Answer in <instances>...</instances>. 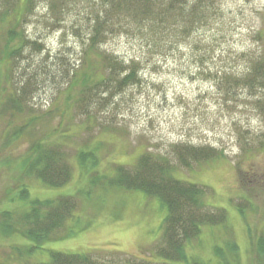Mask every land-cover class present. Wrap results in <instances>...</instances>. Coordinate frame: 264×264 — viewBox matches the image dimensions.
Here are the masks:
<instances>
[{
  "label": "rangeland",
  "instance_id": "1",
  "mask_svg": "<svg viewBox=\"0 0 264 264\" xmlns=\"http://www.w3.org/2000/svg\"><path fill=\"white\" fill-rule=\"evenodd\" d=\"M175 1V10L143 13L119 5L103 12L111 0H30L26 8L25 1L0 0V19L20 6L23 12L15 24L0 20V213L16 215L34 200L74 196L77 209L66 229L84 228L37 248L23 239L20 226L0 230V264L45 263L53 251L91 248L155 258L167 212L159 200L122 187L104 190L101 180L89 196L98 204L80 201L89 174L78 171L75 154L89 140L110 156L91 173L113 179L116 165L130 166L139 152L165 155L176 178L206 189L205 209L227 215L225 227L203 225L179 264H264V242L257 245L264 239V0ZM106 14L98 47L137 79L109 97L97 94L93 100L103 97L106 106L95 105L97 122L87 126L72 110L67 75L87 47L92 21ZM12 25L26 43L8 65L2 47ZM32 116L37 120L23 128ZM63 120L64 137L53 132ZM14 129L21 130L13 138ZM50 135L74 175L58 188L26 170L34 141ZM183 146L205 149L209 160L180 166L176 148ZM4 223L0 214L6 230Z\"/></svg>",
  "mask_w": 264,
  "mask_h": 264
},
{
  "label": "trees",
  "instance_id": "2",
  "mask_svg": "<svg viewBox=\"0 0 264 264\" xmlns=\"http://www.w3.org/2000/svg\"><path fill=\"white\" fill-rule=\"evenodd\" d=\"M18 1L19 4L25 1V8L30 2V0H17V3ZM161 2L162 0H111L110 4L103 9V12H111L119 5L120 7H130L128 9L130 11L140 10L143 13H147L152 7H156L159 10L158 12L161 10L166 13L175 10L178 5L177 1L169 0L167 6L166 4L158 6ZM21 9L20 6L17 10L6 11L2 14L1 22H7L8 25L15 24L19 20V16L21 17V14H23ZM8 17L10 19L6 21ZM104 19H107V14L102 19L97 17L92 21L87 47L83 50L79 63H76L71 73L69 71L70 74L67 75L69 81L66 90L71 89L73 93L72 106L69 105V107L71 106L73 111L75 109L79 110L84 115L86 122H88L87 126L97 122L96 117L91 112L95 105L100 104V109L106 106L102 103L104 99L101 98L103 97L93 100L97 94H105L109 97V95L118 93L123 88L133 84L134 80L137 79L133 71L131 73L127 71L128 69L122 60L106 54L98 47L102 42L101 36L105 34L104 28L109 24ZM14 30L15 25L9 27L8 40L4 42L2 47V53L8 65L10 58L21 51L26 43L23 34ZM11 41L17 42L9 48L8 45ZM7 48L9 49L7 50ZM9 97L10 99L14 98L11 93ZM65 99L68 103L69 98L67 95ZM72 116L75 118V115ZM72 116L70 121L73 120ZM35 120H37V117H29L22 127L30 126ZM64 120L59 122L57 127L53 129V132H58L62 137L68 136L65 134L68 128H65V131L59 129L64 125ZM80 121L83 122V120ZM68 123L65 122V124ZM103 128L106 127L103 126ZM21 129H14L16 131L12 134L13 138L19 136L18 132ZM51 136L34 141L35 145L31 149L33 155L27 158L26 170L28 174H36L46 186L58 188L67 185L74 175L70 164L66 162L68 157L62 151L60 145L55 144V141L50 139ZM43 141L45 142L43 143ZM94 142L92 140V145L91 140L86 141L83 144L84 146L75 154L78 171L83 175L89 174L86 188H80L79 196H82L80 201L83 200L84 203L91 205L98 204L99 199L96 196L93 198L89 196H91V191L97 193V185L101 180L104 181L102 186L104 190L107 186L109 188L122 187L125 190H137L148 197L156 198L165 206L167 211L161 224V247L157 249L154 247L155 258H137L115 249L91 248L88 251L73 254L53 251L49 253L47 262L38 264H179L186 259L184 251L188 243L191 244L192 239L199 241L203 225L218 224L225 227L227 215L224 211L205 209V202L201 195L206 192V189L176 178L172 169L173 164L167 156L139 152L134 163L130 166L123 163L116 165L113 160L111 164L116 165V170L113 174L114 178L111 179L108 176L109 174L97 175V171L91 173V170L101 161L110 158L109 155L101 152V143L98 142L94 145ZM176 149H178L177 160L182 167L189 168L192 163L196 164L209 160L205 149L186 146ZM73 197L62 196L57 200H34L30 202L28 209L16 215L2 212L0 214L5 222L6 230L1 228L0 230L2 232L12 231L14 225L20 226V235L30 244L34 243L36 248L42 243L71 238L84 231V228L80 229L78 227L77 230L66 229L67 223L75 216L74 213L77 209V201ZM236 207L241 212L243 207H238V205ZM258 242L257 245L262 247L264 239H259ZM228 245L232 250L231 244L228 243ZM176 258L179 259L175 260Z\"/></svg>",
  "mask_w": 264,
  "mask_h": 264
}]
</instances>
